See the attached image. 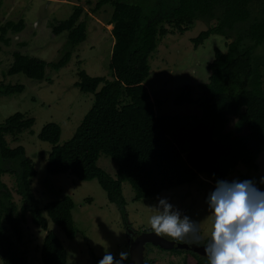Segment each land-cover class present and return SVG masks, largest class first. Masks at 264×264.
Here are the masks:
<instances>
[{
  "label": "trees",
  "instance_id": "16d2710c",
  "mask_svg": "<svg viewBox=\"0 0 264 264\" xmlns=\"http://www.w3.org/2000/svg\"><path fill=\"white\" fill-rule=\"evenodd\" d=\"M106 4L112 7L109 25L114 43L108 63L111 79L90 76L85 70L77 72L74 85L93 93L94 101L64 143H58L61 128L57 123L49 122L41 128L38 138L51 144L46 171L52 175L70 172L84 181L96 179L108 201L125 215L123 182L131 185L134 200H139L190 184L200 174L222 180L238 165L257 169L256 160L264 151V0H96L91 10L95 13ZM83 13L84 8L75 5L66 19L52 27L55 35L66 32L56 61L48 63L15 51L7 74L21 73L42 80L46 66L55 71L64 67L76 46L86 39ZM195 20L204 21L208 27L192 38L194 47L213 35L229 42L225 51L214 49V57L207 63L208 81L200 85L201 95L194 97L195 87L184 84L173 98L174 105L192 104L201 110L192 122L177 115L158 114L160 100H151L144 81L150 73V55L169 32L165 24L182 33ZM23 27L22 19L0 24V39L9 29L20 31ZM23 90V84L0 83V96ZM230 117L236 119L235 129L225 132ZM33 123V117L21 112L0 123V159L7 163L6 168L0 167V173L7 171L14 176L15 191L21 199L18 215L11 192H0V217L9 226L8 233H0V255L3 264H28L26 253L11 237L21 241V224L29 215L34 225L46 231L40 248L41 262L64 264L66 250L57 235L47 229L48 221L73 239L74 202L65 195L40 206L31 189L36 175L33 160L26 156L22 145L10 148L2 138L4 133L15 140ZM101 153L116 163L115 178L97 165ZM241 180L245 181V177ZM125 223L128 225L126 219ZM180 264H208V258L185 250Z\"/></svg>",
  "mask_w": 264,
  "mask_h": 264
},
{
  "label": "rangeland",
  "instance_id": "374dc122",
  "mask_svg": "<svg viewBox=\"0 0 264 264\" xmlns=\"http://www.w3.org/2000/svg\"><path fill=\"white\" fill-rule=\"evenodd\" d=\"M95 1L0 0L1 25L9 20L15 23L21 19L24 21L22 30L9 29L3 39H0V83L24 85L21 93L0 96V123L15 112L34 118L31 128L18 134L17 139L7 135V144L11 148L22 145L26 156L33 160L36 175L32 178L31 189L40 206L65 195L70 196L74 202L72 218L76 233L73 239L67 238L59 226L48 221L47 229L57 235L66 250L64 264H98L106 252L119 259L121 252H128L129 232L140 234L151 229L148 221L155 214V206L161 198L172 204L173 209L181 216L186 215L199 225L200 242H204L210 239L211 214L207 199L218 181L241 182V177H245V181H251L257 189L264 192V151L256 160L257 169L247 170L238 165L233 174L222 180L200 174L190 184L163 190L150 198L134 200L133 188L128 182H123L125 215H122L114 203L108 201L106 192L96 179L84 181L70 172L52 175L46 171L51 144L38 138L41 128L49 122L57 123L61 128L58 143H64L72 137L94 101L93 93L83 92L74 85L78 80L77 72L85 70L90 76L111 79L108 63L114 43L109 25L112 7L106 4L94 13L91 9ZM78 4L84 8L81 19L86 21L87 36L76 46L70 61L58 71L46 66L42 80L30 79L21 73L8 75L7 69L15 51L48 63L58 59L66 41V32L55 35L51 29L66 19ZM165 27L169 32L160 38L149 57L150 73L144 85L151 100H160L158 114L177 115L184 121L193 122L201 114V110L192 104L174 105L173 98L178 88L184 84L195 87L194 97L201 95L200 85L208 81L210 71L207 63L212 61L214 49L225 51L229 40L213 35L194 47L192 38L208 27L202 20H195L182 33L170 24H165ZM235 121L234 117H230L224 131H233ZM97 165L115 178L117 166L111 157L101 153ZM8 178L7 188L19 215L21 199L15 191V178L13 175H8ZM43 215L46 216V213L43 212ZM21 232V241H17L15 236L11 239L19 250L26 253L27 263L43 264L40 248L46 231L34 225L30 216L26 215L21 224ZM145 251V264H180L184 256L152 244H147Z\"/></svg>",
  "mask_w": 264,
  "mask_h": 264
},
{
  "label": "clouds",
  "instance_id": "9594fccd",
  "mask_svg": "<svg viewBox=\"0 0 264 264\" xmlns=\"http://www.w3.org/2000/svg\"><path fill=\"white\" fill-rule=\"evenodd\" d=\"M210 209V239L204 246L208 264H264V192L251 181H218L207 199ZM149 218L155 235L173 241L199 243V225L181 216L161 198ZM128 252L116 259L106 252L98 264H123Z\"/></svg>",
  "mask_w": 264,
  "mask_h": 264
},
{
  "label": "water",
  "instance_id": "95a60500",
  "mask_svg": "<svg viewBox=\"0 0 264 264\" xmlns=\"http://www.w3.org/2000/svg\"><path fill=\"white\" fill-rule=\"evenodd\" d=\"M147 243L158 246L161 249H172L174 247L184 248L187 250H192L200 255L206 256L204 252L205 245H194L186 243L175 244L174 241L168 240L165 237L157 236L154 232H142L136 235L134 240L130 242L128 247V261L126 264H144L145 245Z\"/></svg>",
  "mask_w": 264,
  "mask_h": 264
},
{
  "label": "flooded vegetation",
  "instance_id": "af4514ba",
  "mask_svg": "<svg viewBox=\"0 0 264 264\" xmlns=\"http://www.w3.org/2000/svg\"><path fill=\"white\" fill-rule=\"evenodd\" d=\"M9 135V134H4L2 135V138L4 140V143L5 145H7L8 147H10L8 144H7V140H6V136ZM11 148V147H10ZM7 166V163L5 161L2 160V163L0 162V167H5L6 168ZM8 175H11L9 172L7 171H4L2 173H0V192H5L7 188V181L10 180L8 178ZM5 178V179H4ZM9 190V189H8ZM2 218L0 217V233H2L1 231H3L5 234L8 233V226L4 224V222L1 220ZM153 232V231H151ZM136 235L138 234H134V233H130V242H132L134 240V238L136 237ZM167 238L168 240H171L169 239L168 237H165ZM173 241V240H171ZM208 242V240H205L204 242H199V243H186V244H194V245H206V243ZM175 244L177 243H185V242H179V241H174ZM130 244V243H129ZM147 244H150V243H147ZM147 244L145 246H147ZM154 246V245H153ZM157 248H159L158 246H155ZM175 249L177 250H180V251H175V252H179L181 254H183L185 256V250L187 249H184V248H177V247H174ZM161 249V248H160ZM162 250H168V249H162ZM170 251L172 249H169ZM192 251V250H191ZM194 252V251H193ZM196 253V252H195ZM198 254V253H197ZM145 255H146V251H145ZM200 255V254H198ZM183 256V258H184ZM200 256H203V255H200ZM207 257V256H205ZM128 261V260H127ZM127 263V262H126ZM125 263V264H126ZM0 264H3V259H2V255H0ZM144 264H145V259H144Z\"/></svg>",
  "mask_w": 264,
  "mask_h": 264
}]
</instances>
